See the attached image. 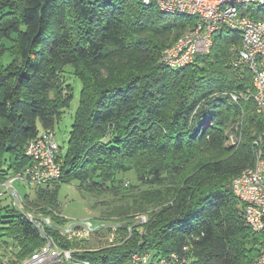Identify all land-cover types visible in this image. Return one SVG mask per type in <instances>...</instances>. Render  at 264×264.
Returning <instances> with one entry per match:
<instances>
[{
    "label": "trees",
    "instance_id": "obj_1",
    "mask_svg": "<svg viewBox=\"0 0 264 264\" xmlns=\"http://www.w3.org/2000/svg\"><path fill=\"white\" fill-rule=\"evenodd\" d=\"M195 21L142 0H0V176L30 164L27 143L54 130L70 105L66 70L83 84L61 180L28 200L75 260L130 264L140 251L152 260L178 254L171 264H250L264 250V230L247 224L233 190L264 133L254 100L231 97L253 90L251 71L232 64L241 34L222 28L192 63L161 62ZM231 134L239 145L227 144ZM72 180L96 197L116 195L107 211L120 223L115 244L82 249L61 235L58 189ZM0 223L18 246L12 264L45 243L14 206L0 204Z\"/></svg>",
    "mask_w": 264,
    "mask_h": 264
},
{
    "label": "built area",
    "instance_id": "obj_2",
    "mask_svg": "<svg viewBox=\"0 0 264 264\" xmlns=\"http://www.w3.org/2000/svg\"><path fill=\"white\" fill-rule=\"evenodd\" d=\"M142 1L147 5L154 2L160 11L167 14L191 15L196 18L193 26L163 50L161 62L169 67L188 65L198 55L209 52L214 45L216 33L222 28L238 31L241 34V44L233 49L232 64L238 70L248 68L251 71L253 90L247 95L231 93V97L234 101L243 97L252 98L256 113L264 119V0ZM239 125L237 122V129ZM239 143L240 137L235 134H231L227 140V144L231 146ZM255 145V161L233 179V190L245 203L247 224L252 230L261 232L264 230V133L255 140ZM25 154L31 161L29 165L17 173L0 176V198H9L14 207L33 221L45 238V243L18 264H89L88 261L75 260L73 250L62 247L45 233L44 224L50 225L51 218L35 213L28 206V200L32 198L23 196L16 184L19 181L24 187L37 189L53 188L60 182L64 158L55 130L47 129L31 139L25 147ZM95 227L91 220L69 223L60 228V233L69 240L81 239ZM178 260L179 255L176 253L152 260L150 253L135 251L131 254L130 264H171ZM250 264H264V250Z\"/></svg>",
    "mask_w": 264,
    "mask_h": 264
},
{
    "label": "rangeland",
    "instance_id": "obj_3",
    "mask_svg": "<svg viewBox=\"0 0 264 264\" xmlns=\"http://www.w3.org/2000/svg\"><path fill=\"white\" fill-rule=\"evenodd\" d=\"M5 60H9L8 54H6ZM64 76L65 84L71 88L72 98L70 105L63 111L62 117L55 123L54 130L57 141L62 148L63 155H66L70 132L80 102L83 84L81 79L68 69ZM134 176L128 175L126 178L130 179L131 183H134ZM16 184L20 187L23 196L35 197L36 192L34 188L24 187L19 181ZM57 198L59 203L58 210L65 217V222L62 226L88 220H91L96 226L89 235L81 239L74 238L71 240L77 242V247L82 249H98L108 244L116 243L118 230L115 229V226L118 227L120 223L110 217L107 212L110 205L115 204L114 200L116 199V195L112 192H106L96 197L89 191L86 185H82L78 180H72L64 182L59 186ZM0 204L13 207V203L9 198H4L0 201ZM135 219L137 222L146 221L147 215L138 214ZM3 226L0 223V264L8 258L10 259L8 264H12V261L16 257L18 246L12 237L6 235Z\"/></svg>",
    "mask_w": 264,
    "mask_h": 264
},
{
    "label": "crops",
    "instance_id": "obj_4",
    "mask_svg": "<svg viewBox=\"0 0 264 264\" xmlns=\"http://www.w3.org/2000/svg\"><path fill=\"white\" fill-rule=\"evenodd\" d=\"M4 198H7V197H4ZM4 198H3V199H4ZM3 199H2V200H3ZM17 251H18V250H17ZM17 251H16V252H17ZM9 260H10V259L8 258V259H6L5 261H3L1 264H8V261H9Z\"/></svg>",
    "mask_w": 264,
    "mask_h": 264
}]
</instances>
